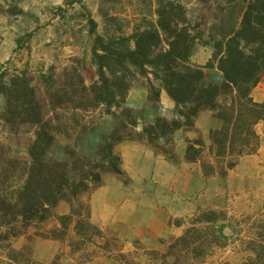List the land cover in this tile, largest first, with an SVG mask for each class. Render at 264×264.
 Instances as JSON below:
<instances>
[{
  "label": "trees",
  "instance_id": "1",
  "mask_svg": "<svg viewBox=\"0 0 264 264\" xmlns=\"http://www.w3.org/2000/svg\"><path fill=\"white\" fill-rule=\"evenodd\" d=\"M137 1L142 12L134 25L130 27L124 19L101 13L107 23L101 34L90 13L81 6L86 33L91 37L90 63L96 73L91 84L85 83L77 57L60 73L54 66L37 75L25 69L1 67L4 107L0 122L11 131L28 126L32 137L25 161L13 158L0 142V264H40L32 258L28 245L17 248L14 243L32 225L46 222L59 201L70 204V213L57 218L59 228L39 235L62 241L73 224L79 239L68 245L71 261L84 264L95 257L88 249L97 247L95 238L103 237L90 222L89 207L80 197L97 188L103 174H122L120 158L114 153V147L122 141L147 143L172 159L170 150L159 147V139L170 145L176 130L193 126L197 114L209 110L222 121L220 129L210 132L212 160L202 159L204 145L196 140L188 141L187 161H200L205 175L224 176L239 157L256 151V126L264 122V101L255 102L251 91L264 71V0H220L214 7L218 12L216 23L207 33L201 22L189 18L178 0ZM196 40L212 49L204 66L190 61ZM205 69L217 70L221 81L206 80ZM135 77L144 80L151 102L158 101L164 90L174 102L176 117H157L152 124H142L138 131V119L126 105ZM60 110L82 117L100 110L101 115L114 116L118 125L102 137V144L91 156L70 150V162H48L46 152L64 124L56 113ZM78 122L74 120V124ZM227 229L232 235L224 212L194 214L182 234L170 240L162 264L205 263L217 250L229 246ZM232 242L238 244L232 248L234 254H252L241 264H264L261 235L251 233L245 240ZM61 257L58 254L51 264H59ZM168 258L172 259L170 263Z\"/></svg>",
  "mask_w": 264,
  "mask_h": 264
},
{
  "label": "crops",
  "instance_id": "2",
  "mask_svg": "<svg viewBox=\"0 0 264 264\" xmlns=\"http://www.w3.org/2000/svg\"><path fill=\"white\" fill-rule=\"evenodd\" d=\"M197 46L199 50L195 55L192 51L190 61L194 65L204 66L212 49L201 44ZM204 72L206 80L210 81L208 76L216 73L215 80L221 81L217 70L205 69ZM260 78H264V71ZM261 80L251 91L252 99L258 103L264 101V82ZM94 81L95 78L91 83ZM85 83L88 84L86 81ZM126 105L138 119V131L142 124H152L157 117L168 120L176 117L174 102L164 90L160 91L158 101L148 100V89L143 79L132 83ZM3 107L4 96L0 94V110ZM116 125L118 120L114 116H101V130L109 132ZM221 125L222 121L212 111L203 110L197 114L193 126L181 127L173 133L170 145L166 144L165 139H159V147L170 150L172 159L144 142L125 140L118 143L114 147V153L120 158L122 174H103L101 184L80 197V201L89 207L90 222L100 230L103 237L95 238V243L96 240L107 242L110 251L113 240L120 241L124 248L137 241L147 250L160 252L162 258L170 240L182 234L185 224L194 214L202 212V209L216 211L212 203L219 199L242 197L263 190L264 134L259 135L257 132L259 140L256 151L239 157L236 165L227 170L224 176L205 175L200 161L185 159L188 141L197 140L204 145L202 159L212 160L210 132L220 129ZM258 126L264 128V122L256 126V131ZM70 211L68 202L59 201L47 220L52 225L49 230L59 228L57 218L67 216ZM39 234L30 235L27 231L15 243L19 240V247L28 245L32 258L40 264H51L58 254L62 255L60 262L64 258L71 260L68 245L71 238L76 236L73 224L62 241L44 239ZM169 260L172 261L171 258L167 259L168 262ZM84 264L124 262L118 258L95 256Z\"/></svg>",
  "mask_w": 264,
  "mask_h": 264
},
{
  "label": "rangeland",
  "instance_id": "3",
  "mask_svg": "<svg viewBox=\"0 0 264 264\" xmlns=\"http://www.w3.org/2000/svg\"><path fill=\"white\" fill-rule=\"evenodd\" d=\"M178 1L186 8L193 22H201L204 32L210 31L216 23L218 12L214 7L220 0ZM80 2L79 4L76 0H0V69L7 65L9 70L25 69L31 75H37L38 71H47L50 66H54L56 73H60L62 69L72 66L70 60L77 57L81 61L84 81L91 84L94 78L96 80L95 68L90 63L91 37L86 33L83 20L85 12L81 6H85L97 23L99 34L107 26L101 13L124 19L131 27L142 11L137 0H80ZM197 45H200L198 40L193 46L194 55L199 50ZM216 77L217 74L213 73L208 79L220 82L215 80ZM138 80L140 78L135 77L132 83ZM261 81L264 82V78ZM56 113L62 117L64 124L61 128L62 132L56 135L53 144L46 152L45 160L48 162H70L71 157L68 154L70 150H74L79 155L91 156L94 149L102 144V137L114 130L109 132L101 130L100 118L103 115L100 114V110L87 114L86 117L69 110H60ZM76 119L79 121L78 124H74ZM257 132L259 135L264 134V128L258 126ZM121 133L128 135L127 130H122ZM31 137L32 129L28 126L11 131L8 126L0 122V142L8 148L13 158L28 160L27 147ZM212 206L216 211L224 212L226 223L231 227L233 234L230 235V229H227L225 232L229 236V246L224 250H217L213 258L201 264L246 263V258L252 254H234L232 248L238 244L233 243L232 240L235 242L240 239L245 240L251 233L264 238V189L242 197L219 199L214 201ZM51 227L50 221H47L32 225L28 232L30 235L39 234ZM78 239L79 237L74 236L71 242L77 243ZM112 242L110 251L109 245L98 240H96L97 247L93 245L88 251L94 253L96 258H118L124 264H162L160 252L147 250L137 241L127 245L126 248L120 241ZM20 244L18 240L15 246L19 247ZM59 264H73V262L64 258Z\"/></svg>",
  "mask_w": 264,
  "mask_h": 264
}]
</instances>
